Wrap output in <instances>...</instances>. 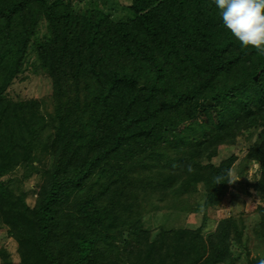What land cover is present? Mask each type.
I'll list each match as a JSON object with an SVG mask.
<instances>
[{"label": "trees", "instance_id": "trees-1", "mask_svg": "<svg viewBox=\"0 0 264 264\" xmlns=\"http://www.w3.org/2000/svg\"><path fill=\"white\" fill-rule=\"evenodd\" d=\"M82 1L0 0V227L18 257L0 247V264H258L264 55L240 46L214 0ZM28 66L50 78L48 107L8 95ZM247 132L229 183L238 157L221 152ZM227 194L246 210L207 229ZM200 209L196 228L144 225Z\"/></svg>", "mask_w": 264, "mask_h": 264}, {"label": "rangeland", "instance_id": "rangeland-1", "mask_svg": "<svg viewBox=\"0 0 264 264\" xmlns=\"http://www.w3.org/2000/svg\"><path fill=\"white\" fill-rule=\"evenodd\" d=\"M89 0H83L82 2H77L78 5L83 6V4L87 3ZM101 2V0H98ZM123 4H127L129 0H120ZM50 94H51V81L50 78L42 72L40 69H36L35 71L28 66L25 68V71L13 81L12 85L8 89V95L15 99H29L35 98L39 100L43 107H48L50 103ZM256 138L255 132L249 133L247 132L244 136L239 137L237 139L236 145L232 148L223 149L221 152V156L227 154L226 152H233L237 155L238 160L232 168L231 176L232 178H239L237 174V165L241 158L244 156L246 150L249 146L254 142ZM37 166L42 167L46 166L50 163V157L48 154L40 156ZM256 164H251L248 168L247 177L250 179L254 178L256 171ZM239 180V179H238ZM40 183V174L34 176V178L28 183H24V188L27 191V201L30 205L33 204V195L32 190L37 188ZM234 189L231 187V191ZM241 192L237 195L238 198L242 199ZM244 199L240 204L230 205L229 204V195H225V197L221 200L219 206H215L213 211L210 213V219L206 226L207 229H210L214 226V224L220 219L221 214L224 216L232 213H237L241 211H245L247 208V197H243ZM200 209L197 212H188L183 214H175L171 212H161L156 215H145L144 216V225L146 227H168V226H178V227H188V228H196L202 224L203 214ZM244 221L247 223H251L252 218L247 214L243 215ZM204 221V220H203ZM252 225L248 224L247 229L249 233V242H248V250L250 256H262L263 252L261 247L258 244V241L251 233ZM0 247H3L6 250V253L10 256V259L13 261H17V252H16V243L14 239L10 237L6 229L4 227H0ZM253 247V249H252ZM224 264V263H222ZM228 264H246L245 257L240 256L236 261L235 259L232 262H228Z\"/></svg>", "mask_w": 264, "mask_h": 264}, {"label": "clouds", "instance_id": "clouds-1", "mask_svg": "<svg viewBox=\"0 0 264 264\" xmlns=\"http://www.w3.org/2000/svg\"><path fill=\"white\" fill-rule=\"evenodd\" d=\"M214 4L223 27L239 41L240 46L264 55V0H214ZM238 179L226 178L229 183ZM222 180L225 178L217 177L216 183ZM258 264H264V258H260Z\"/></svg>", "mask_w": 264, "mask_h": 264}]
</instances>
